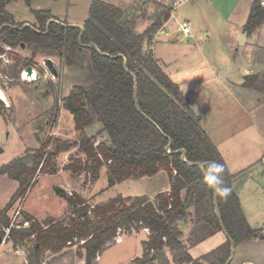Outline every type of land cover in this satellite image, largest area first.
<instances>
[{"label":"trees","instance_id":"obj_1","mask_svg":"<svg viewBox=\"0 0 264 264\" xmlns=\"http://www.w3.org/2000/svg\"><path fill=\"white\" fill-rule=\"evenodd\" d=\"M12 1L0 0V56L5 54L4 46L13 50L23 47L33 53L32 59L25 62L26 67H32L37 55L45 54L58 58L69 68L87 66L89 75L63 100L64 109L74 118L77 140L50 136L34 153L31 166L14 160L0 168V175L19 182L8 206L0 210V239L6 237L3 230L11 226L8 213L12 207L17 201H25L39 175L59 174L56 159L74 148L77 154L70 156L71 163L66 170L73 177L85 174L84 185L98 182L103 168L107 167L111 188L164 171L172 189L154 200L147 196L119 195L107 203L91 205L79 193L55 187L56 194L69 204L70 217L67 220L50 217L40 222L23 212L24 223H30L32 233L16 234L15 230L10 233V239L16 242L33 239L28 264H43L47 251L59 254L76 243L81 244L87 264H92L119 234L141 230L149 231V239L143 242L144 255L135 260L137 264H152L153 255L157 256L156 264H171L167 251L175 264H227L233 247L251 238H264L262 230L248 223L227 165L191 109L188 97L160 66L153 52L144 49L145 42L170 19L169 8L147 0L156 4L159 12L154 23L139 34L135 28L146 19L143 13L146 2L123 10L95 0L82 32L79 27L50 23L53 17L48 11H36L37 23L30 27H25L26 23H15L6 11ZM263 21L264 8L257 2L245 32L253 33ZM92 44L96 48H92ZM16 58L14 69L21 63ZM1 74L14 79L16 71L2 68ZM245 86L264 94V75L246 76ZM2 108L0 101V116H4ZM60 110L57 104L54 119ZM96 122L102 125L99 137L105 135V140L86 133ZM203 160H215L224 165L223 178L232 189L226 202L214 197L213 191L204 184L197 167ZM205 200L214 202L217 210L204 218L205 223L213 232L224 230L229 240L194 260L181 240L178 224L187 220L194 205ZM198 240V234L193 233L192 244Z\"/></svg>","mask_w":264,"mask_h":264},{"label":"crops","instance_id":"obj_2","mask_svg":"<svg viewBox=\"0 0 264 264\" xmlns=\"http://www.w3.org/2000/svg\"><path fill=\"white\" fill-rule=\"evenodd\" d=\"M141 1L146 2L147 0L134 1L123 10ZM154 1L169 8L171 17L152 34L149 42H145L144 49L153 52L167 74L168 67L179 64L187 55L197 53L193 46L200 49L199 54L196 55L201 56L199 59L207 64L210 71L216 68V62L221 56L220 60L225 59L230 62L234 69L238 68L239 65L242 67V63H247L249 66V68H239L238 71L241 69L239 77L231 74L229 76L224 72L201 79L198 74H194L188 89L189 92L183 90V87L176 84L175 81L174 83L188 97L191 109L200 118L201 126L221 153L232 177L233 188L239 197L241 208L248 223L252 228L262 230L264 236V94L245 86L246 76L264 75L262 74L264 66V21L253 33L245 32V25L251 10L259 0H184L179 4L177 0H172V6H170L168 0ZM183 4L191 5V18H193V21L182 22L178 18V10ZM146 6L144 5L143 9ZM52 20L58 22L54 17ZM145 21L148 22L147 29L154 23L147 15ZM199 21H202L210 29L225 32L228 40L226 42L221 40L222 42H220V50L224 51L222 55L213 53L210 48L212 44L199 41L201 37L198 36L196 27L192 29L190 36H186L181 32L183 24L191 26V22H194L198 26ZM245 33L247 39L245 42H241V38ZM218 36L222 39L221 35ZM186 50H188V53L185 55ZM195 58H193V61L196 63L199 59ZM255 63L258 64L257 67L262 72L256 71L253 73L252 67ZM192 68L196 69L195 67ZM98 123L96 122L95 125H99ZM101 137H105V135ZM0 154L2 155L3 151ZM5 162L7 160L0 161V168L5 165ZM41 176L42 174L35 185L38 184ZM132 181L138 183L149 181L148 183L151 186L147 191L140 194L122 193L120 195L123 197L147 196L154 200L157 195L170 192L172 189L171 180L164 171L151 178L130 179L121 184ZM96 183L90 184L94 187ZM35 185L26 198L32 193ZM55 187H53V192L64 205L60 217L48 214L46 218L39 219L26 212L24 206L21 210L40 222L50 217L60 219L65 216L69 212L70 206L67 200L56 194ZM59 187L68 192H77L87 200L83 192L71 183ZM18 188L19 182L10 179L7 175H0V210L8 206ZM214 206L215 203L211 200H205L199 205H194L189 211L187 220L178 224L179 229L182 231L181 240L188 247V251L194 260L217 250L229 240L224 230L213 232L211 227L205 223L204 218L213 214L214 211L217 212ZM193 233L199 236V240L195 244L191 242ZM148 239V230L121 233L117 241L109 244L92 264H137L135 260L143 257V242ZM13 244L11 242L0 244V264H27L28 258L17 256L15 254L17 246ZM80 251L81 253L76 252L72 248H65L59 254L47 251L43 264H87L84 250L81 249ZM167 253L171 264H175L170 252L167 251ZM153 261L152 264H156V260ZM229 264H264V238H251L237 247H233Z\"/></svg>","mask_w":264,"mask_h":264},{"label":"rangeland","instance_id":"obj_3","mask_svg":"<svg viewBox=\"0 0 264 264\" xmlns=\"http://www.w3.org/2000/svg\"><path fill=\"white\" fill-rule=\"evenodd\" d=\"M93 1L95 0H14L7 4L6 11L13 17L15 23L18 24L26 23V25H34L37 23L35 12L48 11L51 13V16L57 19L56 21L61 24L83 28L85 22L90 17V7ZM100 1L124 9L137 0ZM168 1L171 4L170 6H172L173 1ZM177 1L179 4L184 0ZM145 6L143 13L154 21L159 12V8L153 3L145 4ZM191 8L190 4H183L179 8L177 16L180 21H193V18H191ZM147 27L148 22L142 20L137 24L135 31L142 34ZM194 27L198 30V36L201 37L199 41L201 43L212 44L210 48L213 50V53H218V55L224 53V51L220 50V42H226V40H228L225 32H220L217 29H210L204 25L202 21L198 22V26H196L194 22H191V29ZM218 35H221L222 39ZM193 49L197 51V53L194 55H187L182 62L170 68L168 67L167 70L172 81H175L176 84H180L186 92H189L188 89L191 80L194 78V74H198L201 79L211 77L212 74H221L224 72L229 76L231 74L232 76L239 77L241 69L249 68L247 63H242V67L239 65L238 68L234 69L230 62L225 59L220 60L221 56L217 61L218 64L216 62V68L214 67L215 69L210 71L207 68V64L199 59L201 56L196 55L199 54L200 49H197L195 46H193ZM184 53L186 55L188 50ZM3 55H5V60L1 61V70L2 68H6L10 72L16 71V76L12 79L11 76L0 74V92H3L8 100L7 103H5L0 96V101L3 104L1 112L4 115L0 116V152L3 151V154H0V161L7 160V162H5L6 165L14 160H22L29 154H34L39 150L42 141L48 139L50 136L63 140H70L72 142L77 140L78 133L75 131L74 118L64 109L63 100L70 96L75 86L81 85L86 80L89 75L87 66L83 69L78 67L69 68L62 64L56 57L39 54L33 59L32 67L38 71L40 77H37V80L33 82H28L22 79L21 74L24 69L28 68L25 66V62L32 59V51L22 47L15 49L13 53H5ZM16 57L20 59L21 63L14 69ZM195 57L199 59L196 63L193 61V58L196 59ZM7 60H10V64H6ZM44 62L45 64L48 62L50 63L51 66L49 69L44 67ZM46 65L48 66V64ZM257 66L258 64L256 63L253 65V73L261 71ZM239 68H241L240 71H238ZM262 71V74H264V66ZM57 104L61 107V110L54 119ZM98 124L99 125L94 124L86 133L89 137H98V140H105L106 137H99L102 125L100 123ZM76 154V148L72 149L67 154H61L56 159V165L61 175L50 176L46 175L47 172L42 174L32 193L25 199L24 205L23 202L17 201L8 213L11 219V225L24 223V211L21 210L22 206H24L26 212H29L39 219L46 218L48 214L54 217H60L64 205L63 202L55 196L53 192L54 186L59 187L69 185V183L75 185V187L83 192L84 196L87 198L86 201L91 205L102 204L122 193L140 194L143 193V191H147L151 186V184L148 183L149 181H142L139 183L132 181L111 188L109 186L107 167L103 168L101 173L102 176L94 187L91 186L90 183L84 185L85 174L73 177L66 170V167L71 163L70 156ZM82 157L84 156L82 155ZM28 165L31 166L32 164ZM96 197L97 200L95 199ZM66 215L59 220H67L70 215H68V213ZM7 242L13 244L15 241L8 240ZM14 244L17 246L16 250L27 251L26 258H28L29 250L34 246V241L33 239H27L24 242H15ZM67 248H72L74 251L81 253V244L79 243L67 246ZM42 262H44V258Z\"/></svg>","mask_w":264,"mask_h":264},{"label":"clouds","instance_id":"obj_4","mask_svg":"<svg viewBox=\"0 0 264 264\" xmlns=\"http://www.w3.org/2000/svg\"><path fill=\"white\" fill-rule=\"evenodd\" d=\"M261 2L264 6V0ZM197 167L203 176L204 184L213 191L214 197L226 202L232 189L224 181V165L215 160H203L199 162Z\"/></svg>","mask_w":264,"mask_h":264},{"label":"built area","instance_id":"obj_5","mask_svg":"<svg viewBox=\"0 0 264 264\" xmlns=\"http://www.w3.org/2000/svg\"><path fill=\"white\" fill-rule=\"evenodd\" d=\"M259 2H260V5L262 6V2H261V0H259ZM263 8H264V6H262ZM181 32L184 34V35H186V36H190L191 34H192V29H191V26L189 25V24H183L182 26H181ZM4 49H5V53L6 54H9V53H13V49L12 48H10V47H7V46H4L3 47ZM2 60H5V55H1L0 56V71H1V65H2V63H1V61ZM6 64H10V60H7L6 61ZM47 64V63H46ZM45 64V62H44V67L46 68V69H49V67L47 66ZM29 68H31V72H35L36 73V75H37V77H40V75H38V71L35 69V68H33V67H28L27 69H24L23 70V72H22V74H21V76H22V79L24 80V74L26 73V71H28V69ZM0 74H1V72H0ZM40 74V73H39ZM36 77V78H37ZM37 80V79H36ZM24 81H27V80H24ZM28 82H30V81H28ZM1 86V85H0ZM27 227H30V223H27V222H25V224L23 223V224H18V225H11L9 228H7V229H4V232H5V234H6V238H4V239H1L2 240V244H5V243H7V241L8 240H11L10 239V233H11V231L12 230H16V229H21V228H27ZM117 241V240H116ZM70 245V244H69ZM15 254L17 255V256H25V257H27V251H25V250H15ZM27 264H28V261H27Z\"/></svg>","mask_w":264,"mask_h":264},{"label":"water","instance_id":"obj_6","mask_svg":"<svg viewBox=\"0 0 264 264\" xmlns=\"http://www.w3.org/2000/svg\"><path fill=\"white\" fill-rule=\"evenodd\" d=\"M51 22H54L53 20L50 21ZM49 23V24H50ZM25 27H30V25H26ZM82 30V32H84V29L83 28H80ZM247 39V34H243L242 38H241V42H245ZM92 48H96V45L92 44L91 45ZM48 67L50 68V63L48 62ZM29 72H31V68L28 69ZM182 153L185 155V151H182ZM34 158H35V155L34 154H29L28 156H26L25 158L22 159V164H25V165H28V164H32L34 162ZM15 233L16 234H31L32 233V229L30 227H27V228H21V229H16L15 230ZM2 243V240L0 239V244ZM157 259V256L156 255H153L152 257V260H156ZM229 264V262L227 263Z\"/></svg>","mask_w":264,"mask_h":264},{"label":"bare ground","instance_id":"obj_7","mask_svg":"<svg viewBox=\"0 0 264 264\" xmlns=\"http://www.w3.org/2000/svg\"><path fill=\"white\" fill-rule=\"evenodd\" d=\"M36 77H37V75L35 72L26 71V73L24 74V80H27L30 82L35 81L37 79ZM0 96H1L2 101L7 103V101H8L7 97L3 92H0Z\"/></svg>","mask_w":264,"mask_h":264}]
</instances>
